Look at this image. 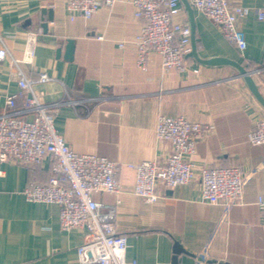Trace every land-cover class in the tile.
Segmentation results:
<instances>
[{
	"label": "crops",
	"instance_id": "obj_1",
	"mask_svg": "<svg viewBox=\"0 0 264 264\" xmlns=\"http://www.w3.org/2000/svg\"><path fill=\"white\" fill-rule=\"evenodd\" d=\"M104 1L90 18L71 19L66 0H0V44L7 51L0 59V114L8 110L6 97L15 95L19 116L36 115L23 105L12 61L25 59L18 67L41 101L54 107V128L77 153L125 164L162 160L170 146L156 137L158 116L213 123L214 131L197 141L190 161L196 171L231 166L247 176L233 205L202 200L197 180L160 189V198L146 203L132 192L134 172L127 167L117 174V195L92 196L110 204L119 199L116 229L126 236L128 261L173 264L176 256L175 264H264V213L256 203L264 194V144L246 137L256 120H264V107L234 66L201 62L223 57L248 65L264 97V18L258 20L254 11H264V0H227L251 9L240 22L242 53L193 9L196 56H188L185 71H163L153 50L139 66L134 43L139 20L131 0ZM68 38L75 44L71 59L65 57ZM27 44L34 48L30 58ZM41 72L51 79L38 81ZM1 168L0 264H80L77 247L85 230H62L57 204L28 201L22 193L29 182L48 180L51 160ZM175 243L182 248L178 253Z\"/></svg>",
	"mask_w": 264,
	"mask_h": 264
},
{
	"label": "built area",
	"instance_id": "obj_2",
	"mask_svg": "<svg viewBox=\"0 0 264 264\" xmlns=\"http://www.w3.org/2000/svg\"><path fill=\"white\" fill-rule=\"evenodd\" d=\"M111 0H105L109 4ZM191 7L202 12L236 50L246 48L245 34L240 26L251 11L240 4L227 0H188ZM103 4V0H66L71 19L74 16L90 18ZM134 16L139 20V30L134 38L138 65L144 67L145 55L153 50L160 56L163 71L188 69V53L191 50L190 26L180 0H131ZM258 20L264 11L254 9ZM29 39L31 43L33 42ZM25 56L32 57L34 48L26 45ZM7 56L0 44V59ZM17 66L19 94L23 105L36 111L27 119L17 114L16 96L8 95V110L0 114V177L1 165L12 163L36 166L43 159L51 160L50 176L45 182H29L22 193L26 200L54 203L59 206L58 221L62 230L84 229V241L77 247L80 264H137L127 260L126 236L116 229L117 198L114 203H104L93 198L96 192L118 194L120 184L117 174L123 167L134 172L132 192L146 203L156 202L160 189L173 188L197 180L202 200L225 206L233 205L241 197L247 176L231 166H206L198 171L190 161L197 141L205 139L214 131L211 122L190 121L182 116L160 115L155 126L156 137L169 143L168 154L162 160H144L121 163L96 154L73 151L54 128L56 115L53 106L44 104L33 92L31 82L18 67L25 59H13ZM197 72L196 69L192 70ZM41 72L38 81L50 80ZM247 140L253 145L264 144V120H256L247 132ZM264 213V194L257 199Z\"/></svg>",
	"mask_w": 264,
	"mask_h": 264
},
{
	"label": "water",
	"instance_id": "obj_3",
	"mask_svg": "<svg viewBox=\"0 0 264 264\" xmlns=\"http://www.w3.org/2000/svg\"><path fill=\"white\" fill-rule=\"evenodd\" d=\"M181 4L183 5L184 10L186 11L188 23L190 26V41H191V50L188 53L189 55L196 56V47H195V24H194V10L189 4L188 0H180ZM49 20H51V16H49ZM42 27L44 28V31L47 28V23H43ZM74 40L72 38L66 39L65 44V57L67 59H71L73 57L74 52ZM201 62L206 64H230L234 66L238 72L239 75L243 78L245 81L249 91L252 93V95L256 98V100L264 107V97L261 95V93L256 88L254 81L250 75V72L247 71L242 64L239 62H235L228 58L223 57H215L210 59L201 60ZM182 248L178 243H175L174 245V252L178 253ZM176 262V256L173 257V264Z\"/></svg>",
	"mask_w": 264,
	"mask_h": 264
},
{
	"label": "trees",
	"instance_id": "obj_4",
	"mask_svg": "<svg viewBox=\"0 0 264 264\" xmlns=\"http://www.w3.org/2000/svg\"><path fill=\"white\" fill-rule=\"evenodd\" d=\"M244 66V68L247 70V71H249L251 68L248 66V65H243Z\"/></svg>",
	"mask_w": 264,
	"mask_h": 264
}]
</instances>
